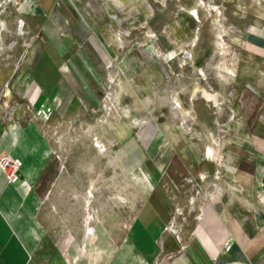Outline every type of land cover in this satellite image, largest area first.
<instances>
[{"label": "rangeland", "instance_id": "1", "mask_svg": "<svg viewBox=\"0 0 264 264\" xmlns=\"http://www.w3.org/2000/svg\"><path fill=\"white\" fill-rule=\"evenodd\" d=\"M24 1L9 3L7 12L0 17V112L7 109L3 107L6 90L16 97L17 81L29 73V52L38 46L37 39L24 26L27 11ZM72 1L82 5L89 14L93 3L109 8L108 27L104 29L115 37L121 54L133 49L129 58L119 57L117 64L135 66L129 74L131 82L142 89L148 103L151 101L136 118H145L147 123L151 120L162 131L158 132L154 146L173 150L140 153L137 145L145 141L139 126L130 132L131 140H137L135 152H128L127 141L109 147L105 138L96 135L95 118L90 120L86 127L75 132H80L81 141L88 147L86 163L73 160L70 161L72 169H68L70 176L86 179L87 199L81 202L77 220L74 212L78 203L73 198L80 188L84 192V187H66L72 197L67 202V210L61 201L50 203V211L59 216L58 223L65 230L60 233L59 226L51 228L48 239L56 246L67 245L62 246L65 258H69L67 264H124L123 258L134 256L127 246L134 217L145 201L151 200L168 216L166 230L154 248L155 253L159 251L155 264H161L165 257L175 258L177 253H185L188 258L196 238L195 229L208 220L207 207L218 202L216 195L228 188L224 187L226 179H233L239 172L235 164L264 165V121H256L252 114L243 120L239 106L226 104L225 100V94L238 98L242 92L236 88L240 81L263 83V89L248 84V98L264 94V69L258 67L263 64L264 68V59L261 61L256 56L257 44L264 37L261 0H114L115 4L125 7L130 23L122 11L118 18L117 11H111L113 0ZM34 3L28 0V7ZM213 6L218 12L217 22L208 11ZM146 49L150 53L146 58L140 57L139 51ZM15 50L21 51V56H11ZM151 55L157 58L154 60ZM141 66L149 69L141 71ZM110 79L114 85L117 83L116 74L108 73L105 83ZM193 83L207 89L217 102L209 103L199 94L195 108L191 105L180 108L177 96L180 99L183 92L187 99L189 92L183 88ZM224 83L231 90H224ZM258 97L264 101V95ZM15 100L28 112L24 99L16 97ZM116 111L115 104L112 115L104 123L98 121V125L106 126ZM102 114L99 109L97 118ZM180 132H183L182 138L174 136ZM164 133L170 137L164 138ZM64 142L67 150L75 141L65 139ZM59 170L63 171L61 167ZM180 170L187 172L182 186L164 184ZM64 175H69L67 170ZM231 189L232 194L236 192L239 196L243 192L238 183ZM163 198L164 201H157ZM87 217L92 218L89 224H86ZM87 228L93 233L88 235ZM137 232L130 234L134 244L139 241ZM150 237L153 242L157 235Z\"/></svg>", "mask_w": 264, "mask_h": 264}, {"label": "crops", "instance_id": "2", "mask_svg": "<svg viewBox=\"0 0 264 264\" xmlns=\"http://www.w3.org/2000/svg\"><path fill=\"white\" fill-rule=\"evenodd\" d=\"M33 1L34 4L26 8L23 22L27 32L37 39L38 46L29 52V73L21 76L15 87L16 97L24 99L29 109L28 112L23 111L16 97L6 90L10 92L9 97L5 96L6 91L4 93L3 107L7 109L0 112V154L9 153L22 164L20 181L15 185H7L0 172V264H67L69 258H65L62 252V246L67 245L56 246L48 235L55 226H59L57 231L60 233L65 230L58 223L59 216L50 211V203L61 201L67 210V202H71L72 197L67 194L66 187H84V192L80 188L73 198L78 203L75 204V220L80 217L81 202L87 199L86 179L70 176L69 172L72 169L70 161L86 163L87 160L88 147L81 141L80 132H75L95 118L96 135L105 138L109 147L127 141L129 153L135 152L137 146L140 153H169L173 148L154 146L158 132L162 131L151 120L147 123L145 118H136V114L141 113L151 101L148 103L143 98L142 89L131 82L129 74L135 66L117 64L119 57L129 58L133 49L121 54L115 37L104 29L108 27L106 17L109 19V8L93 3L89 14L72 0ZM111 4V11H117V18L122 11L130 23L131 18L125 15L124 6L115 4L114 0ZM88 5L92 6V2ZM260 6L264 10V0ZM261 39L256 47V56L262 61L264 37ZM149 53L148 49L139 51L140 57L144 58ZM11 54L19 57L21 51L15 50ZM258 67L264 69L263 64ZM140 69L146 71L149 67L141 66ZM110 72L116 74L117 83L113 85L112 94L117 111L106 126L98 125L105 78ZM248 84L255 89H263V83L259 81H240L236 87L242 91L238 98L223 92L226 104L239 106L243 120L252 114L256 121H264V101L258 97L264 94L261 92L248 98ZM223 86L224 90H231L226 83ZM196 87L202 86L193 83L191 87L183 88L189 93L187 99L183 92L180 99L177 96L180 108L197 106L195 100L199 94L195 92ZM208 88L215 92L214 87ZM42 105L52 107L54 111L47 124L34 117V111ZM136 126L142 128L145 142L141 146H136V138L131 140L133 135L130 132ZM174 136L182 138L183 132ZM163 137L168 139L170 134L164 133ZM65 139L75 141L67 150ZM174 150L177 152V147ZM77 155L80 157L76 158ZM235 166L239 171L236 177H228L224 183L228 188L216 195L220 203L207 207L208 220L194 231L196 238L192 242L190 256L187 258L185 253H177L175 258L162 259L161 264H264V165L239 163ZM65 170L68 176L64 175ZM186 175L187 172L180 170L175 178H167L169 183L164 184L182 186ZM232 183H238L243 190L240 196L236 192L231 193ZM157 201L162 202L164 198ZM68 214L71 220V210ZM167 217L162 207L158 209L153 201H145L134 217L128 237L127 246L134 256L123 258L124 264H155L158 261L159 251L155 253L154 248L166 230ZM136 230L140 237L134 244L130 234ZM153 234L157 237L152 242L150 236ZM227 239L233 242L231 251L217 256Z\"/></svg>", "mask_w": 264, "mask_h": 264}, {"label": "built area", "instance_id": "3", "mask_svg": "<svg viewBox=\"0 0 264 264\" xmlns=\"http://www.w3.org/2000/svg\"><path fill=\"white\" fill-rule=\"evenodd\" d=\"M9 3H15V0H0V17L4 15L7 11ZM19 7V6H18ZM17 7V9H18ZM113 85L114 80L110 79L105 83L101 96V110L103 112L99 123H104L105 119L112 115L114 112L115 100L113 98ZM53 108L48 106H40L34 111V117L44 124H47L53 118ZM97 148V146H96ZM98 149V148H97ZM99 150V149H98ZM21 162L14 158L9 153L0 154V172L3 174L7 185H15L20 181L21 177ZM233 242L231 239H227L223 242L217 256L220 254L229 253L232 249ZM214 261L216 258L213 259Z\"/></svg>", "mask_w": 264, "mask_h": 264}, {"label": "bare ground", "instance_id": "4", "mask_svg": "<svg viewBox=\"0 0 264 264\" xmlns=\"http://www.w3.org/2000/svg\"><path fill=\"white\" fill-rule=\"evenodd\" d=\"M32 1H33V0H31V2H32ZM24 2H25L24 5L28 6V0H25ZM15 4H18L17 0H15ZM19 4H20V3H19ZM208 11L210 12L213 21H214V22H217V20H218V12H217V9L213 6V7H209V8H208ZM219 15H220V14H219ZM115 17H116V16H115ZM179 65H180V63H179ZM195 92H197L198 94L202 95L203 98H204V100H206V101L209 102V103H216V102H217L216 99H215V97L213 96V94L209 93L207 90H205V89L202 88V87H196V88H195ZM5 94H6L5 96H7V97L10 96V92H7V91H6ZM10 99H11V97H10ZM5 101H6V100H5ZM6 102H7V101H6ZM10 102H11V101H10ZM7 104H8V103H7ZM175 105L177 106L176 103H175ZM176 109H177V108H176ZM99 147H100V146H99ZM100 148H101V147H100ZM102 151H103V150H102ZM210 153H211V152H210ZM87 216H88V215H87ZM91 221H92V218H91V217H87V218H86V224H89ZM86 227H87V226H86ZM92 231H93L92 229L87 228V234H88V235L92 234V233H93Z\"/></svg>", "mask_w": 264, "mask_h": 264}]
</instances>
